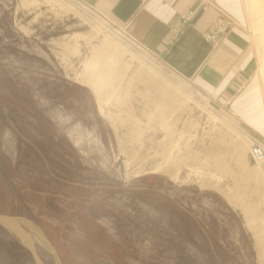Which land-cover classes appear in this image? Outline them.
Returning a JSON list of instances; mask_svg holds the SVG:
<instances>
[{
    "label": "rangeland",
    "instance_id": "obj_1",
    "mask_svg": "<svg viewBox=\"0 0 264 264\" xmlns=\"http://www.w3.org/2000/svg\"><path fill=\"white\" fill-rule=\"evenodd\" d=\"M243 7L256 70L222 106L78 0H0V214L44 264H264V0ZM0 264H34L1 225Z\"/></svg>",
    "mask_w": 264,
    "mask_h": 264
},
{
    "label": "crops",
    "instance_id": "obj_2",
    "mask_svg": "<svg viewBox=\"0 0 264 264\" xmlns=\"http://www.w3.org/2000/svg\"><path fill=\"white\" fill-rule=\"evenodd\" d=\"M78 1L124 28L148 52L156 54L166 69L191 80L201 94L217 105L233 104L254 75L255 51L243 0ZM207 1L235 21L217 44L206 41L205 34L221 21L222 15L213 7L204 8ZM191 12L193 17L168 44L172 27Z\"/></svg>",
    "mask_w": 264,
    "mask_h": 264
},
{
    "label": "built area",
    "instance_id": "obj_3",
    "mask_svg": "<svg viewBox=\"0 0 264 264\" xmlns=\"http://www.w3.org/2000/svg\"><path fill=\"white\" fill-rule=\"evenodd\" d=\"M213 7L222 15L221 21L209 32L205 34V40L213 44H217L229 29L235 25V21L227 14L222 13L211 2L207 1L204 8ZM194 12L189 13L187 16L181 17L178 22L172 27L168 37V44H171L181 33L185 24L193 17ZM118 33L122 37V41L130 48L145 54L152 55L157 58L156 54L148 52L139 42L129 36L124 28L119 27ZM250 142V155L256 164L264 165V144L253 136H249Z\"/></svg>",
    "mask_w": 264,
    "mask_h": 264
},
{
    "label": "water",
    "instance_id": "obj_4",
    "mask_svg": "<svg viewBox=\"0 0 264 264\" xmlns=\"http://www.w3.org/2000/svg\"><path fill=\"white\" fill-rule=\"evenodd\" d=\"M0 225L11 235L18 238L28 250L34 264H44L39 257L33 239L14 216L0 214Z\"/></svg>",
    "mask_w": 264,
    "mask_h": 264
}]
</instances>
